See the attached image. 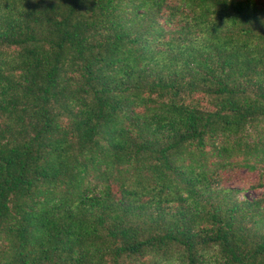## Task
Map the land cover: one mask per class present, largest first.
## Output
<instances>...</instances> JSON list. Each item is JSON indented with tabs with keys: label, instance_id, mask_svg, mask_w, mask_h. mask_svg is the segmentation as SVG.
I'll return each instance as SVG.
<instances>
[{
	"label": "trees",
	"instance_id": "1",
	"mask_svg": "<svg viewBox=\"0 0 264 264\" xmlns=\"http://www.w3.org/2000/svg\"><path fill=\"white\" fill-rule=\"evenodd\" d=\"M264 0H0V264H264Z\"/></svg>",
	"mask_w": 264,
	"mask_h": 264
},
{
	"label": "rangeland",
	"instance_id": "2",
	"mask_svg": "<svg viewBox=\"0 0 264 264\" xmlns=\"http://www.w3.org/2000/svg\"><path fill=\"white\" fill-rule=\"evenodd\" d=\"M229 179L232 186L247 189L246 196L251 199L257 198L264 191V189H250V187L258 185L262 182V176L259 173H249L245 170H240L231 175Z\"/></svg>",
	"mask_w": 264,
	"mask_h": 264
}]
</instances>
